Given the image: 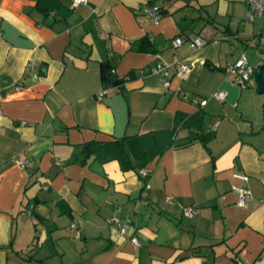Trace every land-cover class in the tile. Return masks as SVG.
Instances as JSON below:
<instances>
[{"label": "crops", "instance_id": "obj_1", "mask_svg": "<svg viewBox=\"0 0 264 264\" xmlns=\"http://www.w3.org/2000/svg\"><path fill=\"white\" fill-rule=\"evenodd\" d=\"M245 14L242 0H0V264H264V94L225 72L240 52L264 59V18ZM221 41L238 55L216 59Z\"/></svg>", "mask_w": 264, "mask_h": 264}, {"label": "built area", "instance_id": "obj_2", "mask_svg": "<svg viewBox=\"0 0 264 264\" xmlns=\"http://www.w3.org/2000/svg\"><path fill=\"white\" fill-rule=\"evenodd\" d=\"M68 7L70 9H74L79 5L84 3V0H67ZM246 6V14L245 20L251 21L254 18H264V0H242ZM142 14L147 16L151 23L157 24L160 19V12L156 6L147 5L144 6L141 10ZM264 38V31L261 33ZM189 48L192 51L201 48L203 43L201 39L198 37H194L188 42ZM182 44V38L176 37L171 41V46L176 48L177 46ZM173 63L176 65L175 75L179 79H183L187 73L189 72V66L185 63L179 62L177 59H173ZM264 67V59L261 61L260 65ZM257 68L251 67L244 56L238 58L233 64L228 65L225 72L227 74H231L233 76V83L240 89H245L251 79L255 76ZM153 73L159 72L163 77L167 76L165 71V66L163 64H156L154 67ZM163 86H167V81L165 79L161 80ZM106 95V90H101L95 95V100L100 101ZM213 97L223 102L226 98V94L219 90L213 94ZM217 123L212 126V129H216ZM24 162H17L19 167H23ZM140 176H145V172L143 170L139 171ZM234 179L239 180L241 182H247L248 177L241 174H233ZM233 190L236 192L238 196V205L244 206L246 204V200L250 197L249 192L239 186H233ZM168 201V200H167ZM183 215L187 218H190L193 215V211L190 208L183 210ZM71 229H75L74 225L70 226ZM125 233L123 228L118 229V235L123 236ZM77 237V236H76ZM129 241L133 245H137L136 241L132 238H129Z\"/></svg>", "mask_w": 264, "mask_h": 264}, {"label": "rangeland", "instance_id": "obj_3", "mask_svg": "<svg viewBox=\"0 0 264 264\" xmlns=\"http://www.w3.org/2000/svg\"><path fill=\"white\" fill-rule=\"evenodd\" d=\"M190 6L192 7L191 11L193 12V15L197 16L199 13H201V17L204 19V21L205 20L208 21L209 16L207 15L206 8L199 7V3L194 2V1L190 4ZM212 21H215L214 22L215 23L214 26H213V24H207V23H205L203 21L199 22V24L197 25L198 29L203 27L202 31H201V36L198 37L199 39H201V41L203 43L202 46H204L205 44H212L211 41L217 42L220 39L221 34L215 33V31H216L215 29L217 28V26L221 27L222 25H228L230 23V21H231V18L229 17V15L227 17H225V18L220 17V16H215L214 18H212ZM232 23H234V22H232ZM231 25L233 27H235L233 24H231ZM230 42L232 43V41H230ZM228 43L229 42H222L221 41V44H223L221 52L219 51L218 47L213 48L212 52H213V55L216 57V59L221 58L223 56L225 61H228V60L230 61L231 57H234V56L238 55L237 52H234L232 50V48L230 47V44H228ZM252 50L255 51L256 55L259 56L261 59H262V57H264V56H261L257 50H255V49H252ZM241 53L242 52L239 53L240 55L238 56V58H240L241 56H244ZM225 57L228 58V60L225 59ZM257 65H260V63H258L256 65H253L254 67L251 65V67L255 68V67H257ZM251 80H252L253 88L255 90H257V84H256L255 80L254 79H251Z\"/></svg>", "mask_w": 264, "mask_h": 264}, {"label": "water", "instance_id": "obj_4", "mask_svg": "<svg viewBox=\"0 0 264 264\" xmlns=\"http://www.w3.org/2000/svg\"><path fill=\"white\" fill-rule=\"evenodd\" d=\"M261 54H264V49L260 50ZM108 76V81L112 83L113 80V75L111 73L107 74ZM255 80L257 83V90L259 94H264V73L260 68H257L256 73H255Z\"/></svg>", "mask_w": 264, "mask_h": 264}, {"label": "trees", "instance_id": "obj_5", "mask_svg": "<svg viewBox=\"0 0 264 264\" xmlns=\"http://www.w3.org/2000/svg\"><path fill=\"white\" fill-rule=\"evenodd\" d=\"M68 8H69V7H68ZM69 10H72V9L69 8ZM190 40H191V39H190ZM183 41H184V39L182 40V42H183ZM188 41H189V40H187V42H188ZM258 68H260L261 70H264V67H262V66H259ZM142 157H143V158H141V159H144V158H145L144 155H143Z\"/></svg>", "mask_w": 264, "mask_h": 264}]
</instances>
